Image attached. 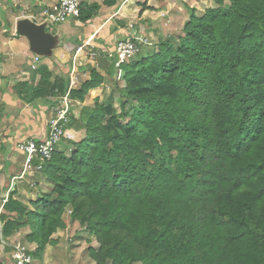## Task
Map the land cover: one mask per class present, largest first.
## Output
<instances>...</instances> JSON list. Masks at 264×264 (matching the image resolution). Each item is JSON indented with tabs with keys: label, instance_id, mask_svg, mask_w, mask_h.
Segmentation results:
<instances>
[{
	"label": "trees",
	"instance_id": "1",
	"mask_svg": "<svg viewBox=\"0 0 264 264\" xmlns=\"http://www.w3.org/2000/svg\"><path fill=\"white\" fill-rule=\"evenodd\" d=\"M211 2L176 44L110 62L120 78L89 66L69 89L68 72L41 64L18 84L21 100L54 109L68 93L66 128L84 137L32 162L45 189L31 210L10 193L3 239L28 227L38 260L68 212L96 241L93 264H264V0ZM99 8L80 3L76 21ZM103 86L107 100L83 104Z\"/></svg>",
	"mask_w": 264,
	"mask_h": 264
},
{
	"label": "crops",
	"instance_id": "2",
	"mask_svg": "<svg viewBox=\"0 0 264 264\" xmlns=\"http://www.w3.org/2000/svg\"><path fill=\"white\" fill-rule=\"evenodd\" d=\"M56 1L0 0V15H4L3 18L0 17V215L11 192L14 193V199L23 203L28 209H33L32 202L41 194L38 189H45L44 181L37 179V172L33 168L25 169L24 156L16 146L27 139L44 138L47 123L56 108L48 106V103L43 100L26 103L15 92L18 84L31 79L33 71L30 65L35 57L29 51L27 40L22 36H17L15 21L19 12L23 10L27 11V16H33L37 20L36 10L41 6L49 7ZM149 1L117 0L114 6L106 7L102 5V0H79L80 3L87 5L99 4L100 8L96 16L86 24L70 20L57 26L56 30L50 31L52 35H59L63 45L53 50L51 59L41 58L38 67L41 64L46 65L54 76H59L61 73L66 74L71 66L73 50L87 39L92 38V43L98 52L97 70L102 75L109 73L114 76V67L110 65V61L106 60L105 56L114 50L117 40L128 35L129 25L133 24L137 31L145 36L150 42L149 47L155 46L157 49L163 41L160 37L165 31L164 26L167 25V21H164L161 16L163 12L158 10L162 2L156 0L160 3L155 6ZM145 6L151 8V11L141 12ZM151 12L156 16H151ZM36 20L35 22L39 24L40 21ZM149 47L142 48V51L150 50ZM83 64L79 67V81L88 78L87 68L91 66L87 62ZM80 132L82 131H73L75 134ZM70 225L68 224L64 230ZM26 230L27 228H23L19 233ZM19 233H14L6 239H3L0 233V264H12L11 247L17 242L27 244L31 248L35 246V244L25 242L24 238H18ZM57 234L53 236L56 243L45 248L38 263L46 259L45 251L48 248L61 246L62 240Z\"/></svg>",
	"mask_w": 264,
	"mask_h": 264
},
{
	"label": "built area",
	"instance_id": "3",
	"mask_svg": "<svg viewBox=\"0 0 264 264\" xmlns=\"http://www.w3.org/2000/svg\"><path fill=\"white\" fill-rule=\"evenodd\" d=\"M127 0H125L126 2ZM80 16V2L79 0H57L53 5L47 7L41 17L40 23L47 22L49 25L63 24L70 20H76ZM30 18L35 22L36 18L27 16L25 12L21 11L17 19ZM36 23V22H35ZM128 35L117 40L114 50L107 54L110 62L115 68H118L123 63H127L135 58L137 54L142 51V48L149 47L150 42L144 35L139 33L133 24L129 25ZM93 39L89 38L75 48L74 54L71 58V66L68 71L69 89L75 88L79 82V67L83 66L84 62L89 63L93 67H97L98 52L92 43ZM40 59L35 56L31 70H36ZM70 100L68 93L61 98L60 107L56 108L55 114L49 119L47 123V132L42 139H27L17 144V149L24 156L25 169H32V162L37 160L43 162L49 160L52 153L57 147L61 139L74 140L75 136L72 130L66 128L68 109ZM41 166H37L36 170ZM1 230V229H0ZM12 264H32L33 256L32 249L17 242L12 245Z\"/></svg>",
	"mask_w": 264,
	"mask_h": 264
},
{
	"label": "rangeland",
	"instance_id": "4",
	"mask_svg": "<svg viewBox=\"0 0 264 264\" xmlns=\"http://www.w3.org/2000/svg\"><path fill=\"white\" fill-rule=\"evenodd\" d=\"M149 1V0H148ZM153 5L159 4V11L163 12L164 21L166 22V26H164V30L160 39H170L173 44H176L178 41V37L182 35V29L184 27V24L187 22L191 14H195L196 16H200L206 8L213 7L211 0H150L149 1ZM145 5V4H144ZM47 7L41 6L38 8L37 11V22L42 21L43 18L41 17V14ZM148 8V7H147ZM151 11V9H149ZM157 10V11H158ZM23 12L27 13V11L23 10ZM151 16L155 17L156 14H152ZM1 18L4 17V15H0ZM65 24V23H63ZM61 24L57 25H48V28L46 29L48 32L56 30L57 26H60ZM17 36H19L17 34ZM152 50L155 49V46L149 47ZM150 49V50H151ZM143 50V49H142ZM148 50V49H147ZM111 51V50H110ZM142 52H146V49ZM148 52V51H147ZM51 59V58H47ZM116 74H114V78H120L123 74L122 71H115ZM88 75V74H87ZM116 75V76H115ZM108 85V84H107ZM110 85V84H109ZM111 92V89H108L107 87L103 86L100 87L94 91H91L88 96H86L84 105H92L95 98L100 99L101 102L107 100L109 98V94ZM77 106L79 107V104H75L73 107V110L75 112L77 111ZM113 106L118 110L119 109V102L117 100V94H115L113 99ZM54 109V108H53ZM74 140L79 141L84 137V131L80 133H74ZM62 144H59V147L62 148ZM31 210V209H29ZM69 213H65L64 220L66 222V225H68V215ZM29 228L27 227L26 231L23 232H16L20 235L18 238H24L26 235V232L29 231ZM56 233L58 238L62 240L61 246L57 248L56 246L52 247V249H47L45 251V257L46 259L38 263V260H34L32 264H93L90 260L89 254L87 253L88 247L95 248L96 241L94 237H92L88 232H86L83 228H81L78 223L71 224L69 228L63 231H57ZM54 234V236L56 235ZM66 239V241L64 240ZM27 245V244H25ZM28 246V245H27ZM35 246L31 249L34 250Z\"/></svg>",
	"mask_w": 264,
	"mask_h": 264
},
{
	"label": "water",
	"instance_id": "5",
	"mask_svg": "<svg viewBox=\"0 0 264 264\" xmlns=\"http://www.w3.org/2000/svg\"><path fill=\"white\" fill-rule=\"evenodd\" d=\"M49 23H35L30 18L15 21V32L24 37L29 45V51L41 58H51L55 48L63 45L59 35H52L46 29Z\"/></svg>",
	"mask_w": 264,
	"mask_h": 264
},
{
	"label": "clouds",
	"instance_id": "6",
	"mask_svg": "<svg viewBox=\"0 0 264 264\" xmlns=\"http://www.w3.org/2000/svg\"><path fill=\"white\" fill-rule=\"evenodd\" d=\"M19 243H20V242H19ZM21 244H23V243H21ZM23 245L31 249V247H29V246H27V245H25V244H23ZM34 250H35V248H34ZM34 250L31 252L32 256H33V252H34ZM34 260H35V259L33 258V261H34Z\"/></svg>",
	"mask_w": 264,
	"mask_h": 264
}]
</instances>
